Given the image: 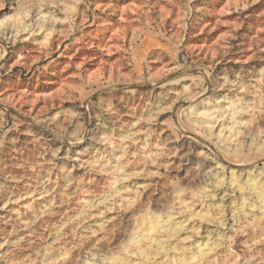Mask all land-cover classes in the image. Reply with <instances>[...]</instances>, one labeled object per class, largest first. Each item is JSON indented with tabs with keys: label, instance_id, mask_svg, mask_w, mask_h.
I'll use <instances>...</instances> for the list:
<instances>
[{
	"label": "rangeland",
	"instance_id": "374dc122",
	"mask_svg": "<svg viewBox=\"0 0 264 264\" xmlns=\"http://www.w3.org/2000/svg\"><path fill=\"white\" fill-rule=\"evenodd\" d=\"M0 264H264V0H0Z\"/></svg>",
	"mask_w": 264,
	"mask_h": 264
},
{
	"label": "bare ground",
	"instance_id": "6f19581e",
	"mask_svg": "<svg viewBox=\"0 0 264 264\" xmlns=\"http://www.w3.org/2000/svg\"><path fill=\"white\" fill-rule=\"evenodd\" d=\"M250 187V186H249Z\"/></svg>",
	"mask_w": 264,
	"mask_h": 264
}]
</instances>
